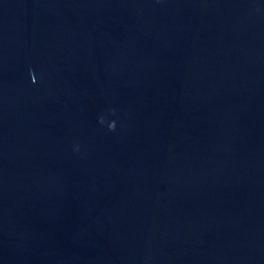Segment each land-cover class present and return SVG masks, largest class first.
Segmentation results:
<instances>
[{
  "label": "water",
  "instance_id": "water-1",
  "mask_svg": "<svg viewBox=\"0 0 264 264\" xmlns=\"http://www.w3.org/2000/svg\"><path fill=\"white\" fill-rule=\"evenodd\" d=\"M0 264H264V0H0Z\"/></svg>",
  "mask_w": 264,
  "mask_h": 264
},
{
  "label": "clouds",
  "instance_id": "clouds-1",
  "mask_svg": "<svg viewBox=\"0 0 264 264\" xmlns=\"http://www.w3.org/2000/svg\"><path fill=\"white\" fill-rule=\"evenodd\" d=\"M32 82H33V83H36V78H35L34 75H33V77H32ZM113 111H114V110H113ZM100 123H104V119H103V117L100 119ZM108 127H109V130H115V128H116V122H115V121L110 122V123L108 124Z\"/></svg>",
  "mask_w": 264,
  "mask_h": 264
}]
</instances>
